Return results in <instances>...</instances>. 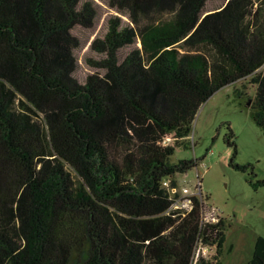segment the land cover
<instances>
[{"label":"trees","instance_id":"1","mask_svg":"<svg viewBox=\"0 0 264 264\" xmlns=\"http://www.w3.org/2000/svg\"><path fill=\"white\" fill-rule=\"evenodd\" d=\"M208 1L107 0L78 81L73 28L96 24L95 1L0 0V264H192L222 247L226 219L196 195L173 207L163 184L197 165L169 157L225 85L256 86L264 136V0ZM247 264H264L263 237Z\"/></svg>","mask_w":264,"mask_h":264},{"label":"rangeland","instance_id":"2","mask_svg":"<svg viewBox=\"0 0 264 264\" xmlns=\"http://www.w3.org/2000/svg\"><path fill=\"white\" fill-rule=\"evenodd\" d=\"M93 1L97 4L96 24L92 28H73L80 45L75 51L79 66L74 76L78 81L93 71L85 63L86 57L96 56L89 51L90 41L103 34L109 15L117 14L108 7L107 0ZM225 1L210 0L206 10L219 8ZM242 83L246 92L236 97L233 91L236 87L241 88ZM255 90L256 86L250 85L245 78L214 91L198 107L184 146H175L169 157L171 163L180 159L197 161V165L185 173L176 172L164 179L163 185L175 206L187 208L189 197L196 195L204 204L205 218L215 220L221 216L227 223L222 247L197 246L192 264H197L200 259L202 264H247L256 238H264V186L254 188L249 182L264 181V136L246 109ZM228 126L234 134L232 140L237 150L233 162L250 165L246 171L230 165L233 147L226 142ZM171 137L165 138L166 144L173 142Z\"/></svg>","mask_w":264,"mask_h":264},{"label":"built area","instance_id":"3","mask_svg":"<svg viewBox=\"0 0 264 264\" xmlns=\"http://www.w3.org/2000/svg\"><path fill=\"white\" fill-rule=\"evenodd\" d=\"M185 191V190H184ZM190 201H191V199H190V197H189V200H188V207L190 206ZM173 207H178V206H175V203H173ZM207 219V218H206Z\"/></svg>","mask_w":264,"mask_h":264}]
</instances>
